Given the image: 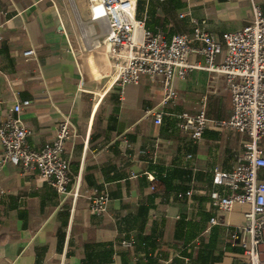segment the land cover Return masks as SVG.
<instances>
[{
    "label": "crops",
    "instance_id": "crops-1",
    "mask_svg": "<svg viewBox=\"0 0 264 264\" xmlns=\"http://www.w3.org/2000/svg\"><path fill=\"white\" fill-rule=\"evenodd\" d=\"M87 1L0 0V124L20 104L17 116L37 150L68 117L73 136L63 156L73 177L69 189L77 192L60 195L11 163L0 167V264H247L233 238L245 209L221 211L210 193L225 194L213 171H232L248 138L208 125L194 141L177 118L203 108L209 120L227 121L223 77L191 70L175 80L177 99L165 105L159 79L114 84L105 26L89 19ZM256 3L264 12V0ZM251 15L248 0H136V17L167 41L191 38V20L204 21L221 45L216 63L225 54L223 34L248 25ZM27 50L33 55L23 57ZM187 61L202 58L192 53ZM153 110L163 112L160 124ZM259 147L264 154V138ZM258 176L264 181V168ZM95 188L109 196L101 215L89 211ZM123 240L133 245L122 247Z\"/></svg>",
    "mask_w": 264,
    "mask_h": 264
},
{
    "label": "built area",
    "instance_id": "built-area-1",
    "mask_svg": "<svg viewBox=\"0 0 264 264\" xmlns=\"http://www.w3.org/2000/svg\"><path fill=\"white\" fill-rule=\"evenodd\" d=\"M248 2L251 22L238 31L223 34L225 54L220 63L215 59L222 52L221 45L206 30L204 21L191 20V38L175 35L167 41L160 33L147 29L144 20L136 17V0H88L87 11L92 22L105 26L103 44L115 59L116 85H137L142 78L159 79L161 105H165L177 99L175 80L183 79L191 70H204L223 77L231 100L227 121L209 120L203 108L196 115L181 113L177 118L180 128L189 132L194 141L200 140L208 125L226 127L247 136L234 169L213 171L214 186L223 187L225 194L214 189L210 200L221 211L229 212L235 207L245 209L240 235L233 238L239 239L247 264H264V181L258 176V171L264 168V154L259 147L264 138V12L256 0ZM193 42L199 46L194 48ZM33 53L27 50L22 56L29 57ZM192 53L198 54L202 63H188ZM20 109L21 105L16 104L5 113L0 124V167L11 163L23 175L43 179L58 194H72L76 198L77 192L71 193L69 189L73 177L63 156L73 136L69 118L62 116L54 127L52 140L33 150L28 145L31 130L17 116ZM150 114L155 124L161 123V110L150 111ZM88 199L91 214L106 212L109 202L106 190L92 189ZM216 223L215 218L210 219L211 225ZM120 245L130 248L133 241L123 240Z\"/></svg>",
    "mask_w": 264,
    "mask_h": 264
},
{
    "label": "trees",
    "instance_id": "trees-1",
    "mask_svg": "<svg viewBox=\"0 0 264 264\" xmlns=\"http://www.w3.org/2000/svg\"><path fill=\"white\" fill-rule=\"evenodd\" d=\"M154 180H155V178H154ZM154 180H153V181H154Z\"/></svg>",
    "mask_w": 264,
    "mask_h": 264
}]
</instances>
